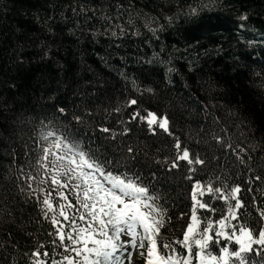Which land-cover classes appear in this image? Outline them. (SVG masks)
<instances>
[{
    "label": "trees",
    "instance_id": "obj_1",
    "mask_svg": "<svg viewBox=\"0 0 264 264\" xmlns=\"http://www.w3.org/2000/svg\"><path fill=\"white\" fill-rule=\"evenodd\" d=\"M58 138L105 174L139 177L165 242L182 239L197 182L226 195L238 186L239 222L264 228V0H0V264H34L37 249L46 264L75 257L52 218L64 232L72 219L86 226L81 181L57 188L38 163ZM185 149L204 163L178 159ZM198 198L215 209L197 208L202 221L236 203Z\"/></svg>",
    "mask_w": 264,
    "mask_h": 264
},
{
    "label": "snow or ice",
    "instance_id": "obj_2",
    "mask_svg": "<svg viewBox=\"0 0 264 264\" xmlns=\"http://www.w3.org/2000/svg\"><path fill=\"white\" fill-rule=\"evenodd\" d=\"M195 12L196 9H193V13ZM131 103L135 104L136 101L133 100ZM146 119L150 125L158 124L159 128L168 130L167 117L158 120L154 113H149ZM55 135V132L50 131L44 138L48 139ZM75 147L66 143L64 138L54 139L49 147L42 149L43 154L38 161L40 167L50 174L51 184L57 188H67L73 180L81 181L83 188L81 184L74 185L75 189L80 190L76 193L77 203L86 210L87 217L90 218L84 227L75 226L76 221L72 219L73 227L69 232H64V226L60 221L52 218L53 225H59L56 229L60 241L58 246L66 253H75V257L64 255L62 260L53 261V264H132L134 252H138L144 264H193V260L196 264H251L250 253L264 254V228L256 232L247 224L239 222L238 211L243 204L238 198L240 192L238 186L226 195L221 188L213 187L210 183L201 185L197 182L192 192L194 204L191 222L183 232L182 239L165 242L161 234V229L166 223L164 213L157 204V197L151 195L149 188L139 182V177L133 179L125 175L121 178L113 176L111 172L105 174L98 165L89 163L84 153L74 152ZM176 147L180 148L179 143ZM54 148L63 151L65 155H57L53 152ZM65 159L67 165L63 163ZM178 159L186 160L189 164L204 163L199 158L195 160L190 158L186 149ZM85 166L104 176L111 187L105 188L92 172L83 171ZM176 166L174 163L173 167ZM61 177L67 179L62 180ZM29 179L35 180L36 177L30 175ZM44 182L41 180V183ZM60 195L67 199L63 193ZM205 195L210 199L213 196L223 199L226 203L235 200L236 203L229 204L228 213L220 219L202 221L197 216V208L215 211L208 202L198 198ZM42 202L52 210L53 205L49 198H44ZM68 207H73L71 202ZM60 208L59 215L64 220H69V216L63 210L64 205ZM261 216L264 218V212H261ZM79 219L85 220V214L82 213ZM122 236H128L130 239L124 241L121 239ZM65 240L70 243L66 245ZM222 241L225 242L223 245ZM53 243L55 244V241ZM230 244L238 245V248H230ZM254 245L259 248H254ZM177 246L183 251H178ZM217 248L218 252L215 251ZM32 255L37 257L34 264H46L39 259L41 256L39 249ZM42 255L47 257L49 253L45 251ZM76 257L82 259L77 260Z\"/></svg>",
    "mask_w": 264,
    "mask_h": 264
},
{
    "label": "rangeland",
    "instance_id": "obj_3",
    "mask_svg": "<svg viewBox=\"0 0 264 264\" xmlns=\"http://www.w3.org/2000/svg\"><path fill=\"white\" fill-rule=\"evenodd\" d=\"M87 171L92 172L93 175L95 176L96 180H98L100 183L104 184L105 188L111 187V185L105 180V177L100 175L99 172H96L94 169H88V168H87ZM121 239L124 241H127L128 239H130V237L122 236ZM129 250L132 251L131 249H129ZM132 264H144V260H143V258L139 257L138 252L133 253Z\"/></svg>",
    "mask_w": 264,
    "mask_h": 264
}]
</instances>
